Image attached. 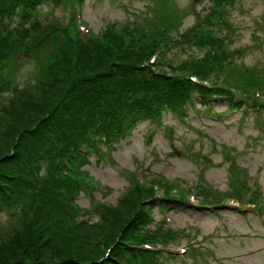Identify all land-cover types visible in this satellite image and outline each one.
<instances>
[{"label":"trees","instance_id":"trees-1","mask_svg":"<svg viewBox=\"0 0 264 264\" xmlns=\"http://www.w3.org/2000/svg\"><path fill=\"white\" fill-rule=\"evenodd\" d=\"M75 1L0 0V213L17 219L0 227V264H160L162 252L138 245L166 244L176 232L164 221L149 227L152 208L165 200L188 204L185 193L190 188L173 193L176 184L162 176L139 184L130 172L128 188L117 203L95 199L82 212L76 197L97 188L81 174L82 165L90 162L79 150L87 131L94 134L90 149L103 158V147L125 136L121 123L129 114L136 125L164 110H183L193 95L211 94L224 97L228 108H240L243 99L253 101V86L264 90V75L228 54L236 30L229 14L236 0L229 5L227 0H209L211 7L197 14L196 23L183 33L172 2L161 0L155 17L105 27L101 41L78 35ZM34 5L69 6L70 13L65 19L43 20ZM254 37L264 43V34ZM45 44L53 47L41 61L42 74L30 86L19 83L15 59ZM179 45H191L185 57L168 56ZM161 46L167 50L160 56L159 71H153L146 59ZM4 60L8 63L3 66ZM190 72L211 79L215 87L191 82ZM70 149L72 176H63L62 159ZM233 183L225 195L244 198L246 192ZM196 190L203 203L218 204L224 197L203 180ZM252 201L258 203L257 198ZM90 213L98 217L78 219Z\"/></svg>","mask_w":264,"mask_h":264},{"label":"rangeland","instance_id":"rangeland-1","mask_svg":"<svg viewBox=\"0 0 264 264\" xmlns=\"http://www.w3.org/2000/svg\"><path fill=\"white\" fill-rule=\"evenodd\" d=\"M171 10L179 16L180 33L190 30L196 23L197 14L205 13L209 0H170ZM80 18L91 31L99 33L109 26H122L136 20L151 18L160 5V0H82ZM240 3V4H239ZM231 12V20L237 27L230 48L242 47L244 52L236 55L238 62L247 67H257L264 75V45L257 46L255 34H260L264 18V0H240ZM42 19L68 17V10L44 6ZM56 20H58L56 18ZM62 21V20H61ZM174 32V31H173ZM53 46L45 44L39 51L19 55L17 80L30 86L42 74L41 61ZM174 47L170 52L175 60H181L190 50ZM218 96H209L204 101L194 95L183 112H164L159 119L139 122L125 137L115 144L103 147L108 155L103 158L92 153L90 163L82 166L86 180L97 188L80 192L76 203L88 208L95 199L117 203L128 188L129 173L163 175L181 187H193L205 180L219 194L232 191L233 181L245 179L250 192L256 191L259 207L233 205L224 199L213 207L186 208L178 202L165 201L164 210L154 207L156 220L165 219V226L183 229L169 244L174 256L161 257L160 264H264V113L254 106L248 113L240 109H226V102ZM261 110V109H260ZM142 161L141 163H137ZM139 167V168H138ZM245 168L236 176L232 170ZM70 172V170H69ZM67 176H70L68 173ZM139 176V175H138ZM88 178V179H87ZM231 178L233 179L231 181ZM239 179V178H238ZM195 187V186H194ZM249 194V193H248ZM247 197V195H246ZM95 220L97 214H81L78 219ZM17 219L7 212L0 213V227L6 228ZM152 224L150 227L152 228ZM179 232V231H178ZM180 247L186 252H180ZM191 248L194 250L190 251Z\"/></svg>","mask_w":264,"mask_h":264}]
</instances>
